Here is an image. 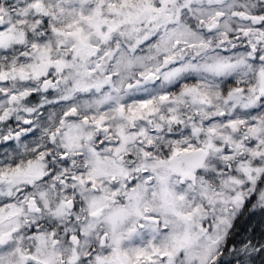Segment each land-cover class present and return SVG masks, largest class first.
<instances>
[{"label":"snow or ice","instance_id":"obj_1","mask_svg":"<svg viewBox=\"0 0 264 264\" xmlns=\"http://www.w3.org/2000/svg\"><path fill=\"white\" fill-rule=\"evenodd\" d=\"M0 264H264V0H0Z\"/></svg>","mask_w":264,"mask_h":264},{"label":"trees","instance_id":"obj_2","mask_svg":"<svg viewBox=\"0 0 264 264\" xmlns=\"http://www.w3.org/2000/svg\"><path fill=\"white\" fill-rule=\"evenodd\" d=\"M9 123H11V122H9ZM247 220H248V217L247 216L243 217L241 219V221H240L241 226H243L244 225V222L247 221ZM259 221H260V217L257 216V217H255L254 219L251 220V224L253 226H255L257 223H259Z\"/></svg>","mask_w":264,"mask_h":264}]
</instances>
